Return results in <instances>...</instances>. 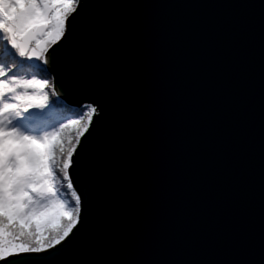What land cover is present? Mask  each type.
Instances as JSON below:
<instances>
[{
    "label": "water",
    "instance_id": "95a60500",
    "mask_svg": "<svg viewBox=\"0 0 264 264\" xmlns=\"http://www.w3.org/2000/svg\"><path fill=\"white\" fill-rule=\"evenodd\" d=\"M57 69L95 102L84 222L48 264H264V0H86Z\"/></svg>",
    "mask_w": 264,
    "mask_h": 264
},
{
    "label": "snow or ice",
    "instance_id": "6c2138e0",
    "mask_svg": "<svg viewBox=\"0 0 264 264\" xmlns=\"http://www.w3.org/2000/svg\"><path fill=\"white\" fill-rule=\"evenodd\" d=\"M86 0H0V264H48L84 222L95 102L57 69Z\"/></svg>",
    "mask_w": 264,
    "mask_h": 264
}]
</instances>
